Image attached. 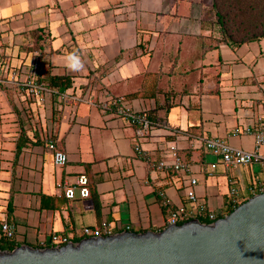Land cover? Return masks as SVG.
Here are the masks:
<instances>
[{
    "label": "crops",
    "instance_id": "1",
    "mask_svg": "<svg viewBox=\"0 0 264 264\" xmlns=\"http://www.w3.org/2000/svg\"><path fill=\"white\" fill-rule=\"evenodd\" d=\"M35 59L52 89L43 101L0 82V224L14 227L16 246L102 220L162 229L170 209L191 207L190 177L199 201L221 216L230 177L239 201L249 196L243 185L264 180L255 162L235 171L218 159L208 174L217 158L203 139L253 150V136L242 130L264 122V39L228 44L214 25L212 0H0V68ZM61 92L80 100L60 101ZM115 94L146 112L147 136L138 139L125 120L97 106ZM47 140L65 163L55 164ZM171 146L187 172L146 162L145 154L169 160ZM69 186L73 198L64 195Z\"/></svg>",
    "mask_w": 264,
    "mask_h": 264
},
{
    "label": "water",
    "instance_id": "2",
    "mask_svg": "<svg viewBox=\"0 0 264 264\" xmlns=\"http://www.w3.org/2000/svg\"><path fill=\"white\" fill-rule=\"evenodd\" d=\"M0 264H264V192L210 222L194 217L159 230L0 248Z\"/></svg>",
    "mask_w": 264,
    "mask_h": 264
},
{
    "label": "built area",
    "instance_id": "3",
    "mask_svg": "<svg viewBox=\"0 0 264 264\" xmlns=\"http://www.w3.org/2000/svg\"><path fill=\"white\" fill-rule=\"evenodd\" d=\"M33 54L37 57V51H34ZM39 67L40 66L37 64V60L35 59L32 60V63L29 65L20 64L10 70L7 68V70H3L5 68H0V82L5 81L10 86L19 88V91L26 93L29 97L43 101L46 97L45 95L50 94L52 89L47 87L48 85L38 79L37 72L40 71ZM4 71L5 77H2V72ZM58 96L60 101L71 105H76L80 100L66 92H61ZM97 106L101 109H109L116 117L125 120L134 128V133L138 139H141L149 134L152 120L148 118L144 110H135L132 108L125 96L116 94L109 95L107 98L100 99ZM234 133L239 134V129L235 128ZM242 133H250L253 136V150L233 147L220 137L205 138L202 140L203 146L217 158L209 164L210 170L208 174H211L214 171L218 159L226 169L236 168L253 162L259 164L264 169V122L258 123L255 127L245 126ZM46 143L48 148L54 149L55 164L65 163V153L56 149L51 140H47ZM134 149L137 152H142L138 145H136ZM144 156L146 162L154 169L182 172H187L189 169L187 163H185L179 155L176 146L170 147L167 154L169 160L161 159L152 161L147 154ZM234 182V179L230 177L228 194L233 196V208L240 203L238 199V188L233 186ZM77 183L81 185L78 190L79 195L82 197L88 196L89 189L86 186L87 178L85 176H80ZM195 183L196 179L194 177H190L188 179V184L185 187V194L191 204V207L187 208L184 205H178L177 207L170 209L165 219L164 227L173 223H181L194 217H205L211 221L219 217L205 203L199 201L193 190V185ZM242 189L247 192L249 197L254 194L264 192V180L257 181L256 183L247 186L243 185ZM64 195L67 198H73L75 196V188L73 186L66 187ZM0 230L3 237L13 240L15 233L14 227L6 220L2 221L0 224ZM121 230H131L130 225H114L109 221L102 220L95 225H83L75 231L67 233L52 232L47 239L38 240L36 243H38L40 247L62 245L69 241H76L89 236H106Z\"/></svg>",
    "mask_w": 264,
    "mask_h": 264
},
{
    "label": "trees",
    "instance_id": "4",
    "mask_svg": "<svg viewBox=\"0 0 264 264\" xmlns=\"http://www.w3.org/2000/svg\"><path fill=\"white\" fill-rule=\"evenodd\" d=\"M212 11L218 34L228 44L239 45L247 41L264 39V0H212ZM39 49L38 46L31 47L32 52ZM39 75H41L40 71L37 72V76L39 80H42ZM43 80L42 82L47 85ZM232 209L233 196L228 194L227 208L223 215ZM199 219L203 222L211 221L205 217H199ZM15 246L12 240L1 236L0 248L12 249ZM34 246L39 244L35 243Z\"/></svg>",
    "mask_w": 264,
    "mask_h": 264
},
{
    "label": "rangeland",
    "instance_id": "5",
    "mask_svg": "<svg viewBox=\"0 0 264 264\" xmlns=\"http://www.w3.org/2000/svg\"><path fill=\"white\" fill-rule=\"evenodd\" d=\"M240 167H241V166H238V167L234 168V170H235V171H236V170L238 171Z\"/></svg>",
    "mask_w": 264,
    "mask_h": 264
},
{
    "label": "clouds",
    "instance_id": "6",
    "mask_svg": "<svg viewBox=\"0 0 264 264\" xmlns=\"http://www.w3.org/2000/svg\"><path fill=\"white\" fill-rule=\"evenodd\" d=\"M70 59H74V58H70ZM72 67H75V65H71Z\"/></svg>",
    "mask_w": 264,
    "mask_h": 264
}]
</instances>
